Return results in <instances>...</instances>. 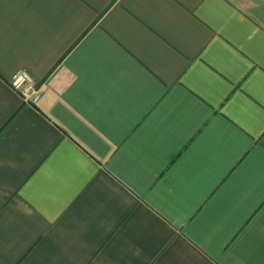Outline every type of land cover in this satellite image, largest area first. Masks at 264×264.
<instances>
[{"label":"crops","instance_id":"0c3cea01","mask_svg":"<svg viewBox=\"0 0 264 264\" xmlns=\"http://www.w3.org/2000/svg\"><path fill=\"white\" fill-rule=\"evenodd\" d=\"M0 264H264V0H0Z\"/></svg>","mask_w":264,"mask_h":264},{"label":"built area","instance_id":"2783aa9c","mask_svg":"<svg viewBox=\"0 0 264 264\" xmlns=\"http://www.w3.org/2000/svg\"><path fill=\"white\" fill-rule=\"evenodd\" d=\"M10 84L27 100L36 101L39 97V90L36 87V81L26 70H17L12 75Z\"/></svg>","mask_w":264,"mask_h":264}]
</instances>
